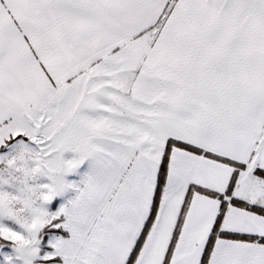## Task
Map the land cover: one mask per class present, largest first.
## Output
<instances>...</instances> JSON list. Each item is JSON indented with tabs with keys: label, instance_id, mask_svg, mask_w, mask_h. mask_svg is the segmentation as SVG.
<instances>
[{
	"label": "snow or ice",
	"instance_id": "6c2138e0",
	"mask_svg": "<svg viewBox=\"0 0 264 264\" xmlns=\"http://www.w3.org/2000/svg\"><path fill=\"white\" fill-rule=\"evenodd\" d=\"M0 264H264V0H0Z\"/></svg>",
	"mask_w": 264,
	"mask_h": 264
}]
</instances>
